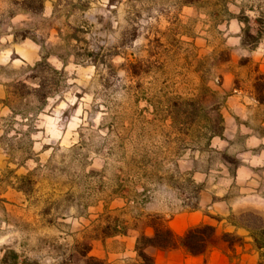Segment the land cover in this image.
<instances>
[{"label": "rangeland", "instance_id": "374dc122", "mask_svg": "<svg viewBox=\"0 0 264 264\" xmlns=\"http://www.w3.org/2000/svg\"><path fill=\"white\" fill-rule=\"evenodd\" d=\"M48 4L53 7V16L43 19ZM93 5L98 11L103 5V11L111 14L93 17L101 25L99 29L85 19ZM122 5L127 11L126 26L119 31L117 42L109 44L108 36L116 32L112 18ZM211 9L210 0H46L40 15L25 13L13 5V14L29 17L16 25L0 10V38L12 34L19 45L30 40L40 47L38 55L45 57L48 64L35 67L40 58L19 70L0 66V224L12 225L21 235L20 240L14 241L21 249L19 253L14 247H0V253L14 251L20 264H39L28 257V252L46 251L56 264H85L83 254L95 257L98 246L113 256L123 233L127 243L144 235L145 228L154 223L166 225L167 216L175 214L177 207L179 211L196 209L198 194L204 188L193 183L201 181L197 176L205 175L202 181H235L239 165L251 164L261 181L255 185L233 182L229 186L228 200L235 198L231 189L238 188V195L246 198L244 206L250 208L230 214L228 221L231 216L246 212L264 217V205L260 204L264 200V195H260L264 188V152L254 153L255 144L248 142L246 147L244 141L247 129L255 128L262 134L264 126L248 121L241 127V134L238 130L228 144L219 141L221 147L210 143L211 136L221 134L223 129L219 107L227 93L213 90L221 84L223 71L234 72L237 77L251 74L246 81L255 75L258 98L264 101V75L258 70L260 63L264 65V55H251L264 41V5L258 24L248 25L244 21L239 33L229 34L228 38L241 35L238 47L227 46L220 27L227 29L231 24L225 25L222 19L213 23L209 20ZM154 11L158 13L155 17ZM247 17L251 23L253 18ZM151 19L156 24H141L142 20ZM42 30L45 35L38 38L36 33ZM52 33L61 43H46ZM141 35L147 44L137 52L144 55L128 52ZM241 51L250 55L234 54ZM121 56L126 62L114 65L113 59ZM50 57L63 63L60 71L48 62ZM69 62L82 69L94 67L95 85L89 82V88L81 87L75 93L78 103L63 111L61 119L66 125L83 96L90 94L94 99L88 126L75 130L67 148L62 149L61 143L49 144L35 153L32 136L44 131L36 124L48 108L49 98L78 87L67 83L68 79L79 78L77 73L69 75L64 70ZM118 70L127 73L128 85L121 82ZM155 82L160 84L159 88L152 86ZM33 84L38 87H32ZM121 92L125 93L126 102L116 99ZM42 93L49 94L43 105L39 97ZM63 100L61 95L49 114ZM190 103L194 105L189 106ZM101 105L107 115L97 127L92 120ZM5 109L8 115H4ZM50 148L52 155L42 163L43 153ZM251 160L260 163L253 165ZM29 161L36 165L34 169L28 168ZM140 181L158 187L150 189ZM160 188L174 193L178 206L166 200L168 212L154 210L158 200L155 193ZM71 208L77 210L76 218L87 226L76 234L65 231L71 226L63 223ZM38 232L44 235H37ZM52 232L71 236L72 244H61L63 237L51 235ZM232 235L241 239L233 247L236 264L261 261L264 249H255V258L242 260L243 252L235 254L243 238ZM33 238L35 245L31 244ZM250 244L254 247L251 238Z\"/></svg>", "mask_w": 264, "mask_h": 264}, {"label": "clouds", "instance_id": "9594fccd", "mask_svg": "<svg viewBox=\"0 0 264 264\" xmlns=\"http://www.w3.org/2000/svg\"><path fill=\"white\" fill-rule=\"evenodd\" d=\"M240 3V0H237V4ZM230 11L234 13H238L239 8L238 7H232L231 5ZM7 9V6H5ZM96 15H102L105 17H109L111 14L110 12L103 11V5L100 6V10H97V6L93 5L92 9L85 14V19H89L90 23L95 25L96 29H99L101 25L96 24L95 19H93ZM127 15V11L125 6H121L118 10L117 16L112 18V24L113 28L116 29V32L114 35L108 36V42L109 44H114L117 42L119 38V31L122 30L123 27L126 26L125 24V16ZM158 13L155 11L153 12V16H157ZM246 15L249 17L255 18L259 15L258 12H246ZM53 16V7L51 4L46 5V10L43 13V19H50ZM20 20H29V17L27 16H17L16 19L11 20V24L16 25ZM156 24L155 19H151L148 21H141V24ZM161 26H163V19L161 18ZM244 26L237 25V22L233 20L231 22V26L226 29L224 25H221L220 31L224 32V38L227 39V46H233L238 47L240 40L239 38H228L229 34H236L240 32V29ZM9 32L12 31L11 28L8 29ZM141 32H143V28L141 29ZM37 37H41L45 35V32L39 31L36 33ZM95 34V29H94ZM146 34V33H145ZM56 34L52 33V37L47 39L46 43L48 45L54 46L58 43H61L57 38H55ZM13 37L11 35H7L3 38H0V66L10 67L11 69L19 70L24 67H27L29 65H33L34 62H37L40 60V55L38 53L40 52V47L37 44L32 43L30 40L25 41L22 45H15L12 44ZM86 39H90V37H86ZM147 42L144 40L143 35L139 39H136L133 43V46L131 49H128L127 51L139 56H143L144 53L137 52V49L141 48L142 46H145ZM15 53V56L17 58L12 59L13 54ZM236 56H248L250 55L247 51H241L234 53ZM251 55H264V41L261 42L260 47L257 49L256 52L251 53ZM57 71H60L63 68V63L59 61L55 57H50L48 61ZM126 60L123 56L116 57L113 59L112 63L116 66H119L122 63H125ZM69 75H71L73 72L77 73L78 79L72 80L68 79L67 83L68 85H77L78 87L71 88L68 92L61 93L63 95L64 100L58 104V107L55 108L54 111H52L49 114V110L52 108L53 104H56L57 101L61 100V95L55 96V98H49L48 101V108L44 109V112L40 114L38 117V122L36 124V127L38 129H43L44 131L42 133H37L36 135L32 136V140L34 141V148L33 151L35 153H40L41 149L44 145H55L56 143H61L62 149L67 148L69 145V137H74L75 130L80 127L81 125H84L85 127L88 126L89 121V113L91 111L90 105L93 102L94 97L90 94H86L83 96V99L79 102L80 107L76 109V111L71 115L70 121H68L65 125V123L62 121V113L63 111L71 108L72 105H76L78 103L75 93L79 92L81 90V87L83 88H89L90 83L92 85H95V68L94 67H88L87 69H82L80 67L74 66L71 62H69L68 67L64 69ZM103 71V69H102ZM117 76L120 78L121 82L124 85H128L130 83L129 79L127 78V73L123 70L117 71ZM151 80V77L148 78ZM145 83H148V81H145ZM32 87H38V84L31 85ZM154 88H159L160 84L158 82H155L152 85ZM116 99L122 102H126L127 97L125 96V93L121 92L116 96ZM96 103L99 105L100 101L97 100ZM248 103H251V101H248ZM4 115H8L7 109H5ZM107 115V112L105 108L101 105L100 106V112H98L95 117L92 120V123L95 126H99L104 117ZM17 120H19V117H16ZM14 134V133H13ZM101 136L104 135L103 132L100 133ZM72 143H76V139L73 138ZM220 145V142L218 140L214 141V146ZM222 147V145H220ZM52 155V149L50 148L48 151L43 153V156L41 157V162L43 163L47 158ZM247 159V158H245ZM250 163L253 165L259 164V160H251ZM36 165L32 162H28V168L34 169ZM253 175L249 173L248 175L242 174L240 176V181H248L250 184H258L256 179H250ZM135 179V178H134ZM197 180L203 179V177L197 176ZM240 181H237L239 183ZM141 184H147V187L150 189L157 188L158 185L155 183H147L146 181H140ZM211 180L209 181V184L211 185ZM233 181L231 179H224L221 180L219 184L214 185L213 187L209 188L210 192H213V189H215V195L224 197L225 195H228L230 192L229 185H232ZM137 190L143 191L142 188H138ZM239 189L238 188H232L231 194L235 197L234 199L230 200L227 204H216L213 207H209L208 211L213 212L218 209H223V214L228 215L229 211L228 209L231 208V212L233 214L237 213L238 211H244L242 205L243 200L246 198H241L239 195ZM43 194V193H41ZM155 195L158 197L156 206L154 210L161 211V212H168V208L166 206V200H170L173 202L174 206H178L179 201H176L174 199V193L170 194L169 191L166 190V188H160L159 191L155 193ZM260 195H264V188L261 189ZM259 200V196L257 197ZM260 204L264 205V200H260ZM177 211H179L178 207L176 208ZM77 210L75 208L69 209L68 213L65 214V219L63 221L64 224L70 225L71 227L66 229L65 231H70L74 234L83 231L85 228H87L85 221H82L80 219L76 218ZM0 231H2L4 234L0 235V247H14V250L19 253L21 251L18 244L14 245V241H18L21 239L20 233L14 231L12 225L10 224H0ZM37 235H44L42 232H38ZM51 235L56 236H62L63 238L60 239V243L64 244L67 243L68 245H71L73 240L71 236H66L64 233H56L52 232ZM78 238V237H77ZM32 245H35V238L31 241ZM3 253H0V256H2ZM28 257L30 259L38 260L39 264H56V261L50 257L47 256V252H41V253H34V252H28ZM129 256H135V253L129 249V252L125 255H122L117 261L116 264H124V260L126 257ZM43 257V259H41Z\"/></svg>", "mask_w": 264, "mask_h": 264}, {"label": "crops", "instance_id": "0c3cea01", "mask_svg": "<svg viewBox=\"0 0 264 264\" xmlns=\"http://www.w3.org/2000/svg\"><path fill=\"white\" fill-rule=\"evenodd\" d=\"M12 2V0H0V10H2L1 12L7 17L9 21L16 19L17 16H21V14L12 13ZM210 2L212 7V15H209V20L213 21V23H215L216 20L222 19L225 25L231 24L233 20H235L238 25H243L244 21L246 24L251 25L258 24L261 20L260 12L263 11L264 0H252L250 3H247V0H240L239 4H237V0H210ZM247 4L249 5L247 6ZM230 5L232 7H238V13L230 11ZM5 6H7V9ZM246 12H258L259 15L255 18L250 17L253 18V21L248 23V15H246ZM7 35H11L13 37L12 34H6L5 36ZM237 38H239L241 45V35L237 36ZM11 43L19 46L14 37ZM14 57H16L15 53L13 54L12 59H14ZM258 70L264 75L263 63L258 65ZM249 76H251V74L248 75V73H245L243 76L237 77L236 73L228 70L222 72L221 84L216 86L213 90L227 93L224 103L219 107L223 129L220 136H211V144H213L216 140L228 144L229 141L234 138L238 130L241 134V129L245 127V123L248 121H258L262 124V126H264V102H261L258 98L255 75L251 77V80L246 81ZM236 80H238V82H235ZM1 99H4V97ZM248 101H251V103H248ZM1 105H4L3 102ZM246 134L248 135L244 137L245 146L247 147L248 142H251L255 144L254 153H263L264 130L261 134L258 133L255 128L249 130L247 129ZM242 170L244 175L246 174L245 172H247L246 170H248V174L251 173L254 176L250 177V179L261 181V178L257 174H254L256 173L257 169L255 170L251 164L247 165L246 167L239 165L235 172V181H233L236 185L247 182L240 181ZM204 177L205 175L203 176V179ZM203 179H201V181H193V183L204 187L198 194L196 202L197 208L191 210L183 208L180 211H177L175 214L167 216L166 226L178 238L182 237L188 229L200 224H208L215 227V235L208 241L206 252L202 255L192 256L188 254L182 247L166 251L150 246L144 248V253L149 258H151L155 264H236L238 259L235 260L232 258L234 249L231 250L227 242L222 240L221 236L223 233L235 234L243 238L242 245L237 247V252L235 253L238 255L240 252H243L241 255L242 260L244 257L255 258V248L250 244L248 232L241 228H235L228 222V216L233 214L231 212V208L228 209V215L223 214L222 208L213 212L208 211L209 207H213L216 204L229 203V195H225L224 197L216 196L214 192L215 189H213V192L209 191V188L213 187L214 185L211 184L208 186L209 181H202ZM237 181L240 182L237 183ZM211 182H216L217 184L220 183V181ZM240 197L245 198L244 196ZM244 202L245 199L243 200L242 207L244 211H246L250 207L244 206ZM237 213H241V211H238ZM153 233V229L151 227H147L145 228L143 234L146 237H152ZM122 237L123 240H121L119 247L115 248V250L112 252L113 256L111 252H106L103 249V246L101 250L98 246V250H96L93 256L102 260H106L108 264H116V261L122 255L127 254L129 249H131V251L135 253V256L126 257L124 264H141V261L139 260L135 251V238H132L131 241L126 243V239L128 238L125 235H122ZM238 249L240 251H238Z\"/></svg>", "mask_w": 264, "mask_h": 264}, {"label": "trees", "instance_id": "16d2710c", "mask_svg": "<svg viewBox=\"0 0 264 264\" xmlns=\"http://www.w3.org/2000/svg\"><path fill=\"white\" fill-rule=\"evenodd\" d=\"M45 1L46 0H15L12 3L25 13L40 15L43 12ZM38 65L48 66L46 58L42 57L41 61L35 67ZM39 92L40 91H35V93ZM48 96V93L39 94L42 105ZM259 100L264 102L262 99ZM193 105L194 103L189 104V106ZM210 129L209 127L207 130L210 131ZM218 135L220 136V134ZM228 222L235 228H241L247 231L257 251L264 249V217L246 212L238 216H231ZM150 227L154 231L153 236L146 237L145 235H140L135 243V251L142 261V264H155L153 260L144 253V248L149 246L163 251L182 247L192 256L202 255L207 250L208 241L216 232L215 227L208 224H200L188 229L182 237L178 238L164 224L154 223L150 225ZM122 235H124V233ZM221 238L223 241L227 242L231 250H233L236 241H241L240 238L229 233L222 234ZM83 257L86 258L85 264H106L100 259L88 256V253H84ZM260 259L261 261L257 264H264V254H260ZM0 264H20L19 256L14 251H5L0 258Z\"/></svg>", "mask_w": 264, "mask_h": 264}]
</instances>
